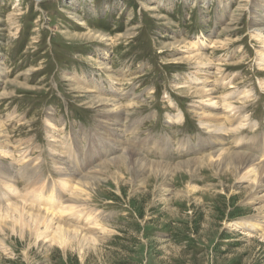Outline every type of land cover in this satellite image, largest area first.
<instances>
[{
    "label": "rangeland",
    "instance_id": "1",
    "mask_svg": "<svg viewBox=\"0 0 264 264\" xmlns=\"http://www.w3.org/2000/svg\"><path fill=\"white\" fill-rule=\"evenodd\" d=\"M263 22L264 0H0V209L94 239L5 219L0 264H264V182L243 178L264 164Z\"/></svg>",
    "mask_w": 264,
    "mask_h": 264
},
{
    "label": "bare ground",
    "instance_id": "2",
    "mask_svg": "<svg viewBox=\"0 0 264 264\" xmlns=\"http://www.w3.org/2000/svg\"><path fill=\"white\" fill-rule=\"evenodd\" d=\"M36 1H43V0H36ZM264 23V22H263ZM264 25V24H263ZM262 25V27H264ZM85 26V25H84ZM257 28V27H256ZM228 30V29H227ZM263 30V29H262ZM257 31V30H256ZM260 34V33H259ZM262 41V40H261ZM220 46V45H219ZM263 46V45H262ZM263 52H264V50H262ZM195 54V53H194ZM202 54V53H201ZM199 55V54H198ZM197 56V55H196ZM200 56V55H199ZM263 56V55H262ZM186 57V56H185ZM204 57V56H203ZM263 58V57H262ZM198 59V58H197ZM204 59V58H203ZM173 61V60H172ZM262 61V60H261ZM89 62V61H88ZM262 62H264V61H262ZM143 71V70H142ZM208 71V70H207ZM124 72V71H123ZM199 72V71H198ZM126 73V72H125ZM198 75V74H197ZM75 76V75H74ZM88 77V76H87ZM69 78V77H68ZM67 78V81H70L69 79ZM72 78V77H71ZM85 78V77H84ZM195 78V77H194ZM198 79V78H197ZM200 79V78H199ZM89 80V79H88ZM95 81V80H94ZM193 81H195V80H193ZM200 82V81H199ZM205 82V81H204ZM81 84H82V86L84 87L83 89H86L87 91L89 90L88 88H91V86L89 85L90 83L86 80V79H83V80H81ZM203 84V83H202ZM185 85H187V84H185ZM184 86V85H183ZM204 86V85H203ZM205 87V86H204ZM263 87V86H262ZM82 89V90H83ZM81 90V89H80ZM98 90H100V89H98ZM196 90V89H195ZM207 90V89H206ZM84 91V90H83ZM117 91V90H116ZM215 91V90H214ZM98 92H100L101 93V91H98ZM113 92V91H112ZM197 92V91H196ZM83 93H85V92H83ZM88 93V92H87ZM100 93H98V94H100ZM201 93V92H200ZM118 93H113V95H117ZM198 94V93H197ZM90 96V95H89ZM93 96V95H92ZM100 96H102V95H99V97ZM203 96V95H202ZM204 97V96H203ZM114 98V97H113ZM118 98V97H117ZM207 99H209V98H207ZM95 100V99H94ZM100 100V99H99ZM226 100V99H225ZM111 101V100H110ZM224 101V100H223ZM100 102H102V101H100ZM107 102V101H106ZM98 103V102H97ZM109 103H111V102H109ZM117 103H118V101H117ZM214 104V103H213ZM225 105V104H224ZM226 105H228V103L226 104ZM100 106V105H99ZM211 107V106H210ZM218 107V106H217ZM223 107V106H222ZM228 108H229V106H228ZM232 108V107H231ZM213 109V108H212ZM233 110V109H232ZM231 110V111H232ZM125 111V110H124ZM230 111V110H229ZM233 112V111H232ZM231 112V113H232ZM182 114V113H181ZM106 115H108V114H106ZM205 115V114H204ZM212 115V114H211ZM181 117L182 116H180V114H177L176 116H175V121H174V123H176L177 124V122L179 123H181ZM171 118V117H170ZM169 120V119H168ZM115 121V120H114ZM242 121L243 120H240V119H238V118H236L235 119V117L231 120V126L233 127L231 130L233 131V132H238L239 131V129L241 128V127H243V123H242ZM115 123V122H114ZM117 123V122H116ZM167 123V122H166ZM210 123V122H209ZM122 125V124H121ZM213 125H215V124H213ZM101 126V125H100ZM202 126H204V128H206L207 130L209 129L210 131L211 130H213V128H214V126H211V124H208V123H202ZM113 128V127H112ZM212 128V129H211ZM117 129V128H116ZM115 129V131L114 132H110V134L112 135V134H115V136H116V134L119 136V133H118V129L116 130ZM81 130V129H80ZM100 130V129H99ZM107 130H108V128H107ZM114 130V129H113ZM124 130V129H123ZM216 131H219V132H229L230 131V129L228 128V127H225L224 126V124L223 125H221V124H219L218 126H216ZM103 132V131H102ZM121 132V131H120ZM88 133V132H87ZM106 133V132H105ZM104 134V133H103ZM109 135V134H108ZM215 136V135H214ZM6 138V137H5ZM115 140V139H114ZM115 142V141H114ZM58 144V143H57ZM124 145V144H123ZM57 146V145H56ZM73 146H75V145H73ZM182 146V145H181ZM186 146V145H185ZM58 148V147H57ZM62 148V147H61ZM1 149V148H0ZM65 148H62V152L63 151H65L64 150ZM2 150H3V148H2ZM2 150H0V152L2 151ZM59 150H60V148H59ZM144 150V149H143ZM4 151V150H3ZM10 152V151H9ZM12 152V151H11ZM128 152V151H127ZM132 152V151H131ZM130 152V153H131ZM3 155H7L8 153H6V152H1ZM129 153V152H128ZM26 154V153H25ZM127 154V153H126ZM128 155V154H127ZM236 155H238V160H241V165L243 166L244 165V167L249 163V159L248 158H245V157H243V156H240V154H236ZM131 156H132V154H129L127 157H123V158H121V160H119L118 161V163H117V166L119 167L120 165H122V163L123 164H125L126 162L125 161H131ZM125 158L127 159V160H125ZM136 158V157H135ZM29 160V159H28ZM133 160V159H132ZM138 160V159H137ZM257 160V159H256ZM262 160V159H261ZM98 161V160H97ZM55 163V162H54ZM53 163V164H54ZM261 163V162H260ZM135 164H136V162H135ZM137 164H138V161H137ZM141 164V163H140ZM259 164V163H258ZM181 166V165H180ZM251 166V165H250ZM65 168V167H64ZM135 168V167H134ZM141 168V167H140ZM142 168H143V165H142ZM253 169H251L243 178H247L249 181H251L252 183H253V186H254V188L253 189H255L257 186H259V185H261V184H263V182H264V164H260V167H257V168H254V167H252ZM26 169V168H25ZM156 169V168H155ZM174 169V168H173ZM257 169V170H256ZM117 170H118V168H117ZM129 170V169H128ZM142 170V169H141ZM157 171H159V170H157ZM64 172V171H63ZM66 172H67V170H66ZM246 172V171H245ZM26 173V172H25ZM24 173V174H25ZM34 173V172H33ZM132 173V172H131ZM139 173H141V172H139ZM138 173V174H139ZM137 174V173H136ZM67 175V174H66ZM68 175H69V173H68ZM118 175V174H117ZM61 177V176H60ZM68 177V176H67ZM121 177V176H120ZM69 178V177H68ZM64 179V178H63ZM73 179V178H72ZM71 179V180H72ZM75 179V178H74ZM63 181L60 179V182H58V184L60 183H62ZM78 181H76V183H77ZM83 182V181H82ZM80 183H81V180H80ZM59 184V185H60ZM74 184V183H73ZM83 184V183H82ZM84 184H85V186L87 185V182H84ZM76 185V184H75ZM78 186L79 185H81V184H77ZM82 186H84V185H82ZM82 186H80V187H82ZM62 187H63V189L64 190H68L67 188H68V185H67V182L65 183V182H63L62 183ZM69 187H70V185H69ZM71 187L72 188H74L72 185H71ZM262 187V186H261ZM72 188H70V189H72ZM77 188V190H78V187H76ZM80 189V188H79ZM82 189V188H81ZM262 189V188H261ZM32 191V190H31ZM260 191V190H259ZM40 192V191H39ZM64 192H67V191H64ZM80 192V191H79ZM84 192V191H83ZM27 194V193H26ZM25 194V195H26ZM40 194V193H39ZM77 194V193H76ZM35 196V195H34ZM27 197V196H26ZM69 197V196H68ZM36 198H37V196H36ZM38 198H40V197H38ZM33 199H35V198H33ZM42 199V198H41ZM66 199V198H65ZM24 200V199H23ZM38 200V199H37ZM51 200H54V199H50V200H47V202L48 203H45V204H49L48 206H50V203H51V207H53V205H54V202H53V204H52V201ZM40 201V200H39ZM68 201H70V200H68ZM35 202V201H34ZM33 202V203H34ZM61 202V201H60ZM38 203H40V202H38ZM64 203V202H63ZM69 203V202H68ZM9 204V203H8ZM36 204H37V202H36ZM61 204V203H60ZM60 204H58V206H60ZM71 204H74V202H72ZM62 205V204H61ZM68 205V204H67ZM56 204H55V206H54V208H56ZM74 206V205H73ZM2 207H4V206H2ZM47 207V206H46ZM50 207V208H51ZM72 206H69L68 208H71ZM60 208V207H59ZM48 209H49V207H48ZM61 209V208H60ZM62 209H66V207H62ZM58 209L56 208V211H57ZM71 210V209H70ZM72 210H73V208H72ZM70 211V212H72L73 214H74V212L73 211ZM75 210V209H74ZM55 211V210H54ZM59 211H60V213H61V211L62 210H58V213H59ZM67 211V210H66ZM69 211H67V214H70V212L68 213ZM56 213V212H55ZM58 213H57V215H58ZM59 213V214H60ZM79 213H80V211H79ZM78 213V214H79ZM62 215L63 214H65V213H61ZM60 214V216L62 217V215ZM72 214V215H73ZM75 214H77V213H75ZM71 215V216H72ZM85 215H86V213H85ZM59 217V216H58ZM76 217V216H75ZM9 218H16V219H14V220H16L15 222H17L18 221V223L20 224L21 223V226H27L28 225V227H31V234H30V232H29V234L30 235H32V236H34L35 238H41V236H45V235H47V237H48V235L50 236V241H53V242H57L58 243V245H60V246H62V247H66V246H69V244L71 243L72 244V241L74 240L78 245H81L84 241L83 240H85V242H89V240L90 241H92V242H94V239H92V238H90V237H88V236H86V234H83V230L82 229H80V228H75V227H72V226H69V224L68 225H65V224H61V222H60V220L62 221V219L60 218V220H58L57 218H55L54 217V215L52 214V213H48L47 211H36V210H33V209H30V208H28V207H26V206H24L23 204H11V205H8L7 207H5L4 209H0V227H1V225L3 224V222H5L4 220L5 219H9ZM76 218H78V217H76ZM75 218V219H76ZM81 218H79V219H77V220H75V221H77V222H79L78 220H80ZM10 220H12V219H10ZM9 220V224H11V221ZM14 220H13V222H14ZM66 220H68V219H66ZM83 220V219H82ZM7 222V221H6ZM14 222V223H15ZM63 222H65V221H62V223ZM66 223V222H65ZM68 223V222H67ZM4 224H6V223H4ZM7 225H8V222H7ZM71 225V224H70ZM73 225V224H72ZM3 226V225H2ZM9 226V225H8ZM12 226V225H11ZM14 226V225H13ZM15 226H17L16 225V223H15ZM14 226V227H15ZM4 227H6V226H4ZM19 227V226H18ZM18 227H17V229H18ZM79 227V226H78ZM2 228V227H1ZM13 230H14V228L13 227H11ZM254 228V227H253ZM4 229H6V228H4ZM22 229V228H21ZM42 229V230H41ZM2 230V229H1ZM6 231V230H5ZM12 231V230H11ZM15 231V230H14ZM22 231V230H21ZM21 231H18L19 233L21 232ZM0 232H2L3 233V230L2 231H0ZM13 232V231H12ZM1 233V234H2ZM21 235H22V232L20 233ZM26 235H27V233H26ZM96 238V237H95ZM49 240V239H48ZM87 240V241H86ZM84 242V243H85ZM89 243H91V242H89ZM42 244V243H41ZM56 245V244H55ZM88 245V244H87ZM82 247H83V245H82ZM28 249V248H27Z\"/></svg>",
    "mask_w": 264,
    "mask_h": 264
}]
</instances>
